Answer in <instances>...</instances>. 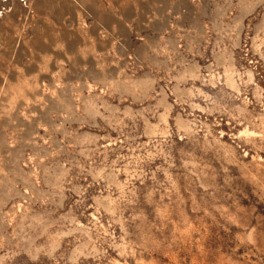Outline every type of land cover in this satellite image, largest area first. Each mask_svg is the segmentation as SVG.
Returning <instances> with one entry per match:
<instances>
[{
    "label": "rangeland",
    "instance_id": "rangeland-1",
    "mask_svg": "<svg viewBox=\"0 0 264 264\" xmlns=\"http://www.w3.org/2000/svg\"><path fill=\"white\" fill-rule=\"evenodd\" d=\"M0 264H264V0H0Z\"/></svg>",
    "mask_w": 264,
    "mask_h": 264
}]
</instances>
